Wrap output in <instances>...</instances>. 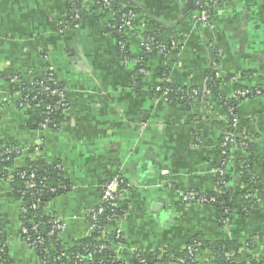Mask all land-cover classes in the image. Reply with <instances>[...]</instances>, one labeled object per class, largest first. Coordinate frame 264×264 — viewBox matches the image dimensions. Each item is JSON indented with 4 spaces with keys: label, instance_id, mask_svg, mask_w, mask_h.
<instances>
[{
    "label": "crops",
    "instance_id": "1",
    "mask_svg": "<svg viewBox=\"0 0 264 264\" xmlns=\"http://www.w3.org/2000/svg\"><path fill=\"white\" fill-rule=\"evenodd\" d=\"M126 2L139 11L132 28L120 34L131 58L108 29L111 14L89 2L77 28L61 30L57 22L71 12V0H0V72L26 79L52 73L68 101L59 130H29L7 84L0 82V100L8 101L0 105L1 139L26 150L17 167L37 157L60 165L70 189L50 201L46 211L64 223L60 239L68 249L79 247L90 233L84 215L99 205L102 184L120 177L128 190L117 207L125 214L107 230L120 233L111 248L121 261L128 263L134 251L179 255L198 235L211 242H237L241 261L250 254L264 258V0H215L206 25L196 21L190 0ZM186 4L192 7L183 11ZM147 20L170 31L175 46L148 58L145 73L138 74L133 61L140 57ZM215 63L224 101L234 98L236 84L249 88V96L237 105L247 145L227 156L225 185L233 192L244 189L247 152L260 200L224 225L214 207L180 198L181 192L209 194L215 188L216 158L228 120L220 100L207 89ZM162 70L174 94L184 99V88L189 103L180 104L178 97L173 104L162 95ZM29 148L34 155L28 156ZM19 212L9 185L0 181L7 263L41 264L19 235ZM247 242L253 250L245 248ZM196 262L213 264V257L199 251Z\"/></svg>",
    "mask_w": 264,
    "mask_h": 264
},
{
    "label": "trees",
    "instance_id": "2",
    "mask_svg": "<svg viewBox=\"0 0 264 264\" xmlns=\"http://www.w3.org/2000/svg\"><path fill=\"white\" fill-rule=\"evenodd\" d=\"M81 3L82 0H71L69 7L70 10H75L80 15V18L83 13ZM110 3L111 5L109 9H105V12H109L111 14L112 21L109 23L111 27L113 25H120V21L125 13L132 11L136 16L139 12L137 9L129 6L126 0H111ZM210 10L211 9H209L208 12L209 17ZM108 29L110 33L117 37L122 43L120 40V30H117L116 28ZM142 35L143 39L149 40L148 44L150 52H146L141 49L140 57L137 58L139 59V62L135 66V69L136 72L138 69H143L145 73L147 59L155 54L169 52L173 45H175V41L170 31L162 29L152 20L146 21ZM123 52L129 57L132 56L126 47ZM45 73L46 72H41L38 75H33L30 79H26L21 74L16 72H0V82L9 84V81L13 76L22 77L24 83H22L21 89L27 91L25 95L33 98L38 94L39 90L38 87H32L31 81H43ZM160 76L162 77V81L159 89L162 92L164 90L168 91L167 96L171 99V103L174 104L178 97L181 99V101L178 102L180 104L182 103V105L190 102L189 95H186L185 90H183L184 88L181 89V94L184 95V99L180 97V95L174 94L175 87L169 81V78L167 77V74H165L164 70L160 72ZM221 80L222 79L220 77L216 76V71L213 70V66L212 68L210 67L207 75V89L209 90L211 97H214L215 100H220L219 104L227 112L228 121L231 124L235 122L236 127L234 129V138L240 140L245 146L247 145V142L242 135L241 130L243 123L238 115L237 105L239 102L247 98L249 93H247L245 97L238 96L224 101L218 92V86ZM59 85L62 87L60 83ZM8 88L11 89L13 86L9 85ZM235 90L236 92H249L248 87L240 84L235 85ZM38 98L39 101L44 100V103H52V100L47 99L45 95H40ZM223 103L225 104L222 105ZM30 104L29 109L26 111L27 114L23 121V126L29 130H41L39 125L45 119L42 106H37L34 101H31ZM228 110L232 112L230 113ZM50 118L53 123L48 125V129L53 131L59 130L61 125L65 122V115L62 112L55 111ZM226 130H228V128H226ZM222 141L223 137L220 143H222ZM18 146L19 144L16 142L6 143L0 137V180H8L9 178L8 184L10 187V193L12 197L20 203V207L25 210L24 212L21 211L19 216L21 223L20 227L24 228L27 231V234L23 235L20 228L19 235L23 238L27 237L30 248L35 251L41 261V264H197L194 256H188V247L195 248L198 252H210L213 260L215 259L213 264H264V258L258 259L251 254L245 261L239 260L237 251L241 248V245L237 244V242L233 240L211 242L205 240L203 236L200 235L192 237L186 243L183 251L179 255H175L169 250H163L160 252L137 251L131 256L128 263L121 260L118 261L113 249L111 248V244L119 243V238L117 237L115 231L110 232L107 230L106 232L108 226L116 224V222L123 218L125 214L124 211L120 210L118 207L114 209L109 208L105 213L97 216L96 224L98 228L87 235L79 247L68 249L62 244L59 231H53L52 220L53 216H56L54 214L47 213L46 211V206L50 201L65 194L70 189L68 182L63 177L60 165L56 163H48L44 158L37 157L35 159L27 158L25 166L20 168L16 167L15 160L19 158V155H17L14 151L9 153L7 150ZM222 150L223 148L220 147L216 158V169L224 170L227 165L223 163L227 157L221 154ZM34 151L35 149L29 148L28 156L30 154L34 155ZM247 154L248 153L246 152L245 157L243 158V170L245 175V186L243 190L239 192L230 191L225 185V180H227L228 177L226 176L224 180L225 175L217 173L215 177V188L212 192L209 194H201L194 191L199 195V198L207 200L204 205L214 207L218 213L220 225H224L226 222L225 220H229L231 215H244L258 206L256 199L253 198V195H256L259 198L257 182L251 170V157ZM31 174L35 176V179L33 180L35 187L28 186V182H30L28 176ZM21 175H24V178H21ZM119 179L121 181L120 189L127 191V183L120 177ZM33 205H36L37 207L33 209ZM109 218L110 220H108ZM88 221L90 224L92 222L91 218H89ZM33 225H36V229H32ZM99 227H101V229H99ZM104 230L105 236L102 238ZM102 246L107 247L101 249ZM245 248L247 250H253L252 243L247 242ZM224 255L229 256L225 261L222 259L224 258ZM180 261L183 263H180ZM7 262L6 245L0 225V263L8 264Z\"/></svg>",
    "mask_w": 264,
    "mask_h": 264
},
{
    "label": "built area",
    "instance_id": "3",
    "mask_svg": "<svg viewBox=\"0 0 264 264\" xmlns=\"http://www.w3.org/2000/svg\"><path fill=\"white\" fill-rule=\"evenodd\" d=\"M190 1L192 2V4L197 9L196 21H198L199 23H202L204 25L208 24L209 23L208 12H209V9H211L212 6L215 4V0H190ZM87 2H89L93 5H95L96 7L100 8L102 11H105V9H109V7L111 5V3H110L111 0H82L81 7L83 8L85 3H87ZM135 18H136L135 14L132 11H129V12L125 13V15L122 17V19L120 21L121 22L120 25H115V26L113 25L112 27L109 25L108 28H111V29L116 28L117 30H120V33H123L124 31L130 30L132 28L133 23L135 21ZM78 22H80V15L75 10L72 9L71 12L69 13V15L61 18L57 22V24L61 30H68L70 28L71 29L77 28ZM148 41H149L148 39H143V37H142L141 49L146 51V52H150V47H149ZM119 45H120L122 51H124L125 45L121 42H119ZM173 46H175V45H173ZM133 62L135 63V65H137L139 62V59H135ZM213 70L216 71V76L219 77V74L217 73V70H216V64L213 65ZM138 71H139V73L144 72L143 69H138ZM22 83H24L22 77H18V76H13L10 79L9 84L6 83L7 87L9 85L13 86V88H11V89L8 88L7 94L9 96V98L11 97V98H14L16 100V106L18 107L19 111L22 113L23 119H25V117H26V114H27L26 111L29 109V107L31 105L30 104L31 101H34V103H36L37 106L41 105L42 109H43V113L45 114V119L39 125V128L41 130L42 129H48V125H51L53 123L51 118H50L52 116V114L55 111L65 113V111L68 108V101L66 98V92H65L64 88L60 87L57 79H55L53 74L49 73V72L45 73V77H44L43 81H40V82L37 80L31 81L32 87L33 88L38 87V90H39L38 94L36 96H34L33 98H30L28 95H25V93L27 91L21 89ZM167 93H168V91L164 90L162 92V95L166 96ZM246 94H247V92H245V91L236 92V93H234V98L238 97V96L239 97H245ZM40 95H45V97L47 99L52 100V103H44L43 99H42L43 101H39L38 96H40ZM6 102H8L7 99L3 98L0 100V105L5 104ZM235 127H236L235 122L231 124L227 120L226 128H228V130H226V132L223 134V141L220 145V147L223 148V150L221 151V154L225 157H227L231 151H234L238 147L244 146V143H242L241 141L234 138ZM7 151L9 153L14 151V152H16L17 155H19V157L24 152L23 149L19 146L16 148H11V149L9 148ZM16 160H15V164H16ZM223 164H226V160L224 161ZM214 172L216 174L219 173L220 175H223V173H224L223 169H215ZM21 178H24V175H21ZM28 179L30 180V182H28V186L29 187H35V184L33 182V180L35 179V176L33 174H31L28 176ZM0 181H3L6 184H8L9 178H8V180H0ZM120 183H121V181H120L119 177H114L111 180L106 181L102 184L101 189H100L99 205L96 206L95 208L87 211L84 215V217L87 220L89 218H91L92 222L90 223V233L93 232V230H96L98 228V226L96 224L97 216L102 215L109 208H113V209L116 208L118 200L120 198H122V196L127 192L126 190L120 189ZM180 198L185 203H195L198 205H204L207 202L206 199L199 198V195L194 191L181 192ZM253 198L256 199V202L259 205L260 204L259 198L256 195H253ZM36 207H37L36 205L32 206L33 209ZM21 211L24 212L25 210L20 207V212ZM112 217H114V216H112ZM108 220H110V218ZM119 220L117 222H119ZM225 221L227 222L228 220H225ZM52 225H53V231H55V230L59 231V235L65 229L64 223L58 217L53 216ZM20 228H21V232L23 235L27 234V231L24 228H22V227H20ZM32 229H36V225H33ZM99 229H101V227H99ZM106 232H107V229H106ZM115 233L117 234V237L119 238L120 233L117 230H115ZM104 236H105V230L103 231L102 238ZM22 239H23L24 243L30 248V244L28 243L29 241H28L27 237L26 238L22 237ZM106 247L107 246H102L101 249H104ZM136 252L137 251H134V253H136ZM197 253H199V252L195 248H191V247L187 248L188 256H191V257L194 256L196 259ZM227 257H229V256L224 255V258H222V259L225 261L227 259ZM116 259L118 261H120V259H118L117 257H116ZM180 263H183V262L180 261ZM0 264H3V263H0ZM121 264H123V263H121Z\"/></svg>",
    "mask_w": 264,
    "mask_h": 264
},
{
    "label": "water",
    "instance_id": "4",
    "mask_svg": "<svg viewBox=\"0 0 264 264\" xmlns=\"http://www.w3.org/2000/svg\"><path fill=\"white\" fill-rule=\"evenodd\" d=\"M191 7H192V5H190V4H186L185 5V9L183 10V11H185L186 9H191ZM197 10V9H196Z\"/></svg>",
    "mask_w": 264,
    "mask_h": 264
},
{
    "label": "rangeland",
    "instance_id": "5",
    "mask_svg": "<svg viewBox=\"0 0 264 264\" xmlns=\"http://www.w3.org/2000/svg\"><path fill=\"white\" fill-rule=\"evenodd\" d=\"M23 151H25V150H23Z\"/></svg>",
    "mask_w": 264,
    "mask_h": 264
}]
</instances>
